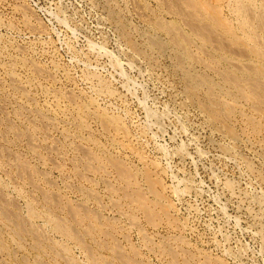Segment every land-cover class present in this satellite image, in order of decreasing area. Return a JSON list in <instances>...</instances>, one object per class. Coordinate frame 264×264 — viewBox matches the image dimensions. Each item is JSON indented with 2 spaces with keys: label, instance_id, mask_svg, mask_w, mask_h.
Returning <instances> with one entry per match:
<instances>
[{
  "label": "rangeland",
  "instance_id": "374dc122",
  "mask_svg": "<svg viewBox=\"0 0 264 264\" xmlns=\"http://www.w3.org/2000/svg\"><path fill=\"white\" fill-rule=\"evenodd\" d=\"M0 264H264V0H0Z\"/></svg>",
  "mask_w": 264,
  "mask_h": 264
}]
</instances>
